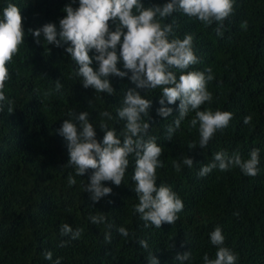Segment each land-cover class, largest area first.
<instances>
[{
  "label": "trees",
  "instance_id": "16d2710c",
  "mask_svg": "<svg viewBox=\"0 0 264 264\" xmlns=\"http://www.w3.org/2000/svg\"><path fill=\"white\" fill-rule=\"evenodd\" d=\"M167 2L142 0L146 7ZM9 3L19 7L25 35L18 53L7 64L10 78L4 93L14 110L8 113L5 101L0 111V264H56L57 260L60 264H149V251L159 264H203L206 253L215 257L217 249L210 242V233L217 226L225 237L224 246L236 254V264H264V0H233V11L223 21L222 36L216 34L215 22L205 25L180 12L161 21L175 22V37L193 36L199 62L188 71L212 70L214 79L207 85L212 100L201 110L232 113L229 125L218 130L205 148L198 146L199 126L190 125L194 111L181 121L169 141L167 128L174 126L179 101L168 104L165 100L164 106L173 109L165 118L157 114L162 107L161 90L138 89L152 102L148 134L163 148L157 184L170 186L184 205L175 224L162 223L161 228L146 227L135 211L138 198L132 156L122 183L117 186L103 181L112 192L96 202L84 191L94 170L80 177L68 165L67 141L58 131L63 120L70 119L68 113L89 112L96 138L102 142L104 132L99 124L105 122L119 133L124 121L117 118L116 110L125 91L135 87L127 76H109L114 94L84 88L65 50L68 45H47L43 34L37 43L29 31L53 23L59 33V21L66 16L64 8L69 4L78 7L79 0H0V19ZM244 21L248 22L246 30L241 28ZM89 55L94 56L95 50ZM92 67L98 69V62L93 60ZM117 67L127 71L122 60ZM173 71L179 78V71ZM57 79L63 85L59 92L54 90ZM44 92L51 94L44 97ZM104 111L112 118L101 116ZM248 115L252 120L244 124ZM193 141L197 147L189 150ZM254 148L260 158L254 177L239 167L227 171L214 168L204 177L197 175L217 151L239 153L246 159ZM187 155L194 165L188 168L182 164L180 171L175 170L172 162H182ZM69 175L76 180L74 185L69 184ZM94 215H103L105 221L92 223ZM65 223L74 231L83 229L80 237L61 235ZM120 227L127 229L128 236L118 232ZM106 234L110 240L105 239ZM141 239L147 241V250L139 245ZM48 251L51 260L45 259ZM186 251L192 254L189 260H175L178 252Z\"/></svg>",
  "mask_w": 264,
  "mask_h": 264
},
{
  "label": "clouds",
  "instance_id": "9594fccd",
  "mask_svg": "<svg viewBox=\"0 0 264 264\" xmlns=\"http://www.w3.org/2000/svg\"><path fill=\"white\" fill-rule=\"evenodd\" d=\"M66 16L59 21L60 31L56 25L47 23L41 28L29 31L40 42L41 34L47 45L57 47L67 44L66 52L76 65L75 75L80 78L83 87H92L99 93L114 94L109 76L123 78L125 76L135 84L134 88L125 91L121 105L116 110V116L124 121L122 129L110 128L107 123L101 122L99 127L104 135L102 142L96 138L95 126L89 120V112L83 111L78 115L70 111V119H64L59 134L67 141L70 159L68 165L75 169L77 176L83 177L89 169L93 173L89 183L84 185V191L90 193L94 202L110 195L112 189L105 186L103 181H112L119 186L129 166V156L134 158L132 180L135 183L134 192L138 198L135 211L148 224L161 228L162 223L175 224L177 213L183 210V201L172 188L164 183L157 184V169L163 167L160 157L163 148L157 143L156 137L149 135V113L151 100L142 96L138 89L161 90L157 114L169 117L173 109L166 107L179 101L178 114L173 125L167 128V140H172L173 133L180 127L190 111L195 112L190 125L199 126V147H207L209 141L218 130L229 125L232 113L211 108L201 110L206 102H211L212 93L208 90V83L214 79L211 68L205 71L188 69L199 62L193 48V36L185 34L181 39L175 37L174 21L161 23L162 20L180 12L189 18H196L205 25L217 24L215 29L218 36H222L224 24L233 11V0H168L163 5L146 7L142 0H79V6L73 8L71 4L64 8ZM115 26L114 30L110 23ZM248 22L244 21L241 28L246 30ZM22 16L17 5L9 3L3 9V18L0 19V111L4 110L7 101L8 113L13 112L12 101L5 96V82L10 78L7 64L13 60L24 41ZM59 36V39L57 38ZM170 36L173 38L170 39ZM123 38V39H121ZM119 46V48H118ZM95 50V55L89 52ZM93 60L98 62V69L92 67ZM123 61L122 71L117 67L118 61ZM173 69L179 71V78ZM131 73V75H129ZM63 87L59 79L55 83V91ZM39 92V90H36ZM51 93L44 92V97ZM101 116L111 119L108 111ZM146 118V119H145ZM252 116L244 117V124H249ZM197 147L195 141L188 145V149ZM260 163L259 150L252 149L248 158L239 153L229 155L220 150L214 153L213 161L204 164L198 177H204L214 168L227 171L231 167H239L248 176L258 174ZM191 168L193 158L185 156L180 161H173L172 166L180 171L181 166ZM68 182L74 185L76 180L69 175ZM94 224L105 221L103 215L91 216ZM61 235H71L79 238L83 229L75 231L65 223L61 227ZM118 232L128 236V231L120 227ZM106 240L110 236L106 234ZM225 237L222 229L217 226L210 233V242L216 246L214 258L206 253L203 264H236L237 256L228 247L224 246ZM139 245L148 249L147 241L141 239ZM174 247V244L169 246ZM191 252L177 253L175 260L187 261ZM45 259L51 260L52 253L45 252ZM149 264H159L158 258L149 251ZM56 264H60L59 260Z\"/></svg>",
  "mask_w": 264,
  "mask_h": 264
}]
</instances>
